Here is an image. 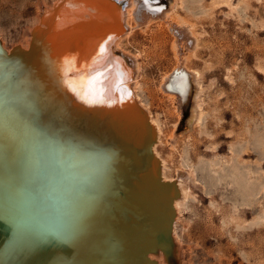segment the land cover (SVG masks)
Masks as SVG:
<instances>
[{"label": "bare ground", "instance_id": "1", "mask_svg": "<svg viewBox=\"0 0 264 264\" xmlns=\"http://www.w3.org/2000/svg\"><path fill=\"white\" fill-rule=\"evenodd\" d=\"M216 1L233 7L232 0ZM166 7V0H126L123 8L113 0H66L57 11L41 9L32 48L33 28L28 46L20 44L23 56L10 62L0 57V198L8 202L4 219L10 225L0 264L169 263L168 244L157 243L155 235L169 224L170 200L180 213L184 180L179 175L176 187L167 183L173 179L156 146L162 126L133 86L129 61L111 56L117 50H108L111 43L99 41L100 33L76 30L81 16H92L101 19V31L109 27L105 39L116 35L125 16L133 30L162 15L174 31ZM198 75L181 63L162 84L175 98L176 128L192 114ZM194 112L201 123L202 109ZM136 149L142 158L133 161ZM149 150L158 159L150 165ZM54 239L57 245L47 251Z\"/></svg>", "mask_w": 264, "mask_h": 264}, {"label": "rangeland", "instance_id": "2", "mask_svg": "<svg viewBox=\"0 0 264 264\" xmlns=\"http://www.w3.org/2000/svg\"><path fill=\"white\" fill-rule=\"evenodd\" d=\"M56 1L0 0L5 46H28L27 31ZM232 1L168 0L174 31L162 15L133 30L125 16L112 47L133 62V86L162 126L156 146L166 176L184 180L176 264H264V0ZM181 63L199 75L179 129L175 98L162 84Z\"/></svg>", "mask_w": 264, "mask_h": 264}, {"label": "water", "instance_id": "3", "mask_svg": "<svg viewBox=\"0 0 264 264\" xmlns=\"http://www.w3.org/2000/svg\"><path fill=\"white\" fill-rule=\"evenodd\" d=\"M167 1V4H168V0H166ZM66 2V0H60L59 2H55V4H54V7L53 8H51V11H57V9H58V7L62 4V3H65ZM113 5H115L116 7H120V8H123V7H125V5H126V0H113ZM47 8H45V7H43L42 8V10H46ZM48 10V9H47ZM86 13H89V11H87ZM42 20L44 19V13H43V11H42ZM56 15V14H55ZM41 20V21H42ZM101 20V19H100ZM98 21V20H96L95 18H93L92 16L90 17V16H88V15H83V16H81V18H80V20H79V24H78V26L76 25V30H82V31H92V32H97V33H100V35H99V41H101V39H102V42H104V44H105V42H107V41H109L110 43H111V45H107L106 46V48L109 50V48L112 46V45H114V43H115V41H116V39L119 37V34L120 33H122L123 31H125L126 29H127V27H126V25H124V24H117V26H116V35L115 36H113V37H109V38H103L102 36H104V32L105 31H108V30H110L109 29V27H104L103 29H102V31H101V29H100V27L102 26V23H101V21ZM38 25H39V23L38 24H36L34 27H33V32H34V34H33V37H32V39H31V41H30V45H29V48H27L28 50L30 49V48H32V44H33V42L35 41V36H36V33H35V31H36V29H38L37 27H38ZM49 26H47V28H48ZM112 28V27H111ZM114 28V27H113ZM45 29V28H44ZM39 32V31H38ZM37 32V33H38ZM40 32H41V30H40ZM39 32V33H40ZM41 38L43 37V33L41 32ZM73 36H75V37H78L79 36V34L78 33H74L73 34ZM102 37V38H101ZM40 38V39H41ZM25 51H27L26 49H24V48H22L19 44H16V45H14L13 47H11V49L7 52L6 51V49L2 46V44H1V42H0V57H1V60H4V61H12L13 59H15V57H17L18 55L20 56V55H24V52ZM112 55H117V57H115V58H120V57H125L128 61H129V63L127 64V66L131 69V74L133 75L134 74V68L133 67H131V64H133V62H131V60H130V58L127 56V55H125L121 50H117V51H115L113 54L111 53V56ZM0 60V61H1ZM131 63V64H130ZM127 84V86L129 87V89H130V83H129V81L128 82H126ZM10 87H12L13 88V84L10 86ZM183 122V121H182ZM156 139H155V137H152V139H151V141H150V144L152 145L153 144V142L155 141ZM135 153L137 154H135V155H132V157H131V159L133 160V161H136V160H140L142 157L140 156V154H139V150L138 149H136L135 150ZM140 156V157H139ZM149 162L147 161L146 163H148L149 165L151 164V161L150 160H152V161H156V160H158L157 159V157L154 155V153L151 151V150H149ZM146 177V176H145ZM146 180H147V182H149V183H152V181H151V179L150 178H147L146 177ZM167 183H169L170 185H173V186H175L176 187V182H175V180L173 179V180H171V182H167ZM177 194H178V190H177ZM7 201L6 200H4V199H2V198H0V244H1V242L6 238V237H8L9 236V233H10V225L8 224V222H6V220L4 219V217H5V214H6V211H7ZM170 204H169V206H168V208H167V210H168V214L166 215V217H167V219H168V226H166L165 228H163V229H160L157 233H156V235H155V238H156V241H157V243H159V244H161V243H166V244H168V249H167V252H166V254H167V257H168V259H169V262H170V264H176V252H174V242H173V240H172V238H171V231H172V226H173V224H172V221H174V217H175V215H176V211L174 210V208H173V206L171 205V200H170V202H169ZM53 245H57V243H56V240L54 239L52 242H50V243H47L46 245H45V249L47 250V251H49V249L53 246ZM147 253H149V251L148 252H146V254ZM145 259H148L147 257H145ZM154 261V260H153ZM154 264H157L155 261H154Z\"/></svg>", "mask_w": 264, "mask_h": 264}]
</instances>
